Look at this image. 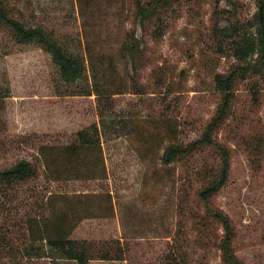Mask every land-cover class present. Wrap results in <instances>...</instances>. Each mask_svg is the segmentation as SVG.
Here are the masks:
<instances>
[{
	"label": "rangeland",
	"instance_id": "374dc122",
	"mask_svg": "<svg viewBox=\"0 0 264 264\" xmlns=\"http://www.w3.org/2000/svg\"><path fill=\"white\" fill-rule=\"evenodd\" d=\"M230 2L236 20L246 21L256 11L255 0H182L164 36L154 37L135 22L136 0H7L17 19L51 31L84 56L87 65L90 55L111 60L110 90L120 94L110 98V112L101 120L104 99L69 95L51 57L36 43H17L0 26V89L8 96L0 98V168L26 158L39 172L38 180L11 192L10 199L0 194V231L15 251L6 261L76 264L52 261L46 244L32 241L29 227L50 219L54 210L72 206L88 217L72 239L118 241L124 250V261L90 264H168L177 247L189 251L188 256L194 253L196 264H223L216 247L203 251L183 241L177 246L180 228L185 239H196L191 215L204 207L192 197L199 184L192 190L188 186L190 167L184 162L167 166L161 158L170 142L197 139L222 103L214 78L236 63L215 50L212 31L216 5L232 10ZM132 36L136 44L143 41L138 71L124 56ZM236 87L218 133L230 151V175L211 204L231 218L242 264H264V78L247 76ZM95 125L101 132V150L89 153L88 161L98 165L97 154L102 157L98 177L48 181L39 148L77 143L78 133ZM195 159L218 163L210 148ZM185 189L192 197V212L184 203Z\"/></svg>",
	"mask_w": 264,
	"mask_h": 264
},
{
	"label": "trees",
	"instance_id": "16d2710c",
	"mask_svg": "<svg viewBox=\"0 0 264 264\" xmlns=\"http://www.w3.org/2000/svg\"><path fill=\"white\" fill-rule=\"evenodd\" d=\"M181 2L182 0H152L150 2L136 0L135 22L146 35L162 37L168 29V20ZM231 4L230 2L232 10L219 9L216 5L214 13L216 25L212 31L215 50L223 56L232 57L236 63L227 73L217 74L214 78L216 89L222 95V103L216 115L197 139L188 143L170 142L161 160L167 166L184 162L190 167L186 173L188 186L192 190L194 183L199 184L192 197L204 207L202 212L191 215V221H194L191 232L197 235L196 239H193L191 234V238L185 239L186 233L183 228H180L177 246L183 241L184 244H190L191 248L197 245L203 251L216 247L221 253L223 264H242L234 247L236 235L231 218L222 209L213 207L211 203L212 199L226 186L230 175V151L220 143L218 133L231 109L233 92L239 81L246 80L247 76L258 75L264 78V0H255L256 11L246 21L236 20L234 6ZM0 26L9 30L19 44H38L55 64L59 82L70 88L69 95L88 97L97 95L104 99L103 108H100V117L101 120H105V115L110 112L111 106L110 104L107 107V103L114 95L120 94L110 90L113 82L107 78V74L109 71H114V63L111 60L103 59V57L95 59L90 55L88 62L90 65H87L84 56L67 48L51 31L43 26H28L17 19L11 13L7 0H0ZM140 45H143V41L136 44V39L132 36L124 47L125 61L133 71H138L143 62ZM89 72L92 74L90 76L92 80L89 78ZM103 80L108 89H103ZM255 88L254 85L253 90ZM1 92L0 89V98L8 97ZM100 137L101 132L95 125L79 132L77 143L59 147L41 146L38 156L42 158L47 180L60 182L97 178L96 172L103 164L102 157L98 159L97 154L95 161L99 164L96 165L88 161V155L89 153L92 155L96 148L101 150ZM177 137L175 132L174 139ZM209 148L218 158L217 164L207 161L202 164L195 159ZM84 163L89 165L86 170H81V165ZM38 179L37 167L29 159H18L15 163L0 168V194L8 200L11 192L18 193L22 185ZM187 192L185 189L184 203L190 206L192 212L193 201ZM46 208H51L49 201ZM78 210V207L70 206L68 211L61 209L59 213H56L57 209L53 211L50 219L30 224L32 241L45 243L48 248L47 255L52 261L66 260L76 264H90L94 261H124V250L118 241L92 242L72 239L78 225L88 218L83 217L81 212L78 215ZM220 230L221 233H219ZM188 252L182 253L180 247L173 249L167 257V263L196 264L194 253L188 256ZM14 255L13 246L8 244L0 231V264H20L15 261H6ZM41 256H43L42 253Z\"/></svg>",
	"mask_w": 264,
	"mask_h": 264
}]
</instances>
